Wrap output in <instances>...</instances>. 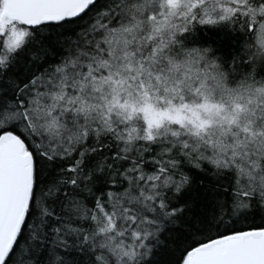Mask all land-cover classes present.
Segmentation results:
<instances>
[{
  "label": "snow or ice",
  "instance_id": "1",
  "mask_svg": "<svg viewBox=\"0 0 264 264\" xmlns=\"http://www.w3.org/2000/svg\"><path fill=\"white\" fill-rule=\"evenodd\" d=\"M0 264H264V0H0Z\"/></svg>",
  "mask_w": 264,
  "mask_h": 264
}]
</instances>
